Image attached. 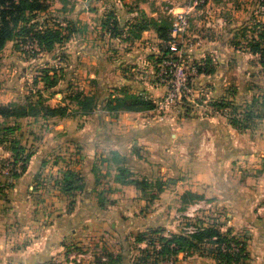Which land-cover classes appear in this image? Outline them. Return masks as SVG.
<instances>
[{
  "label": "crops",
  "instance_id": "crops-1",
  "mask_svg": "<svg viewBox=\"0 0 264 264\" xmlns=\"http://www.w3.org/2000/svg\"><path fill=\"white\" fill-rule=\"evenodd\" d=\"M91 3V10L88 5L80 8L72 20L92 29L91 69L83 64L86 57H79L77 69L80 78H91L95 84L93 112L70 106L67 117L0 119V164L15 159L14 143L33 153L27 170L17 178L0 168V264H136L147 248V242H136L139 233L151 229H164L165 236L181 233L185 195L211 198V203L226 209L234 235L252 233L249 262L264 264V215L259 217L258 210L264 202V120L240 130L227 118L201 116L197 109L183 115L180 106L162 119L154 110H108L109 99L123 97L120 89L152 102L162 98L167 89L152 80V69L175 54L166 50L153 25L138 37H129L143 19L160 23L157 11L143 5L139 16L125 11L118 0ZM108 7L125 18L122 26L127 25L128 37L123 41L117 36L105 43L99 37L102 27H95L96 18ZM14 44L7 43L3 52L8 54ZM217 44L201 40L182 52L190 61H212L215 72L196 78L199 87L201 81L207 82L210 94L214 88L215 94L226 88L233 72L225 68L231 57L216 53ZM79 45L85 53L84 44ZM105 47H111L109 57H103ZM10 53L13 56L0 59L5 65L0 72L3 106L21 105L32 80L27 70L32 61L18 57L15 48ZM46 61L44 57L40 62ZM63 96L54 93L49 106H66ZM9 127L14 131L7 132ZM113 153L120 156V164L113 161ZM121 169L127 171L126 177ZM69 171L81 178L77 184L81 190H64ZM71 201L74 206L69 210ZM186 255L180 254L177 264H216L209 258L184 259Z\"/></svg>",
  "mask_w": 264,
  "mask_h": 264
},
{
  "label": "rangeland",
  "instance_id": "rangeland-1",
  "mask_svg": "<svg viewBox=\"0 0 264 264\" xmlns=\"http://www.w3.org/2000/svg\"><path fill=\"white\" fill-rule=\"evenodd\" d=\"M91 1L92 0H46L45 5L48 7L47 11L38 14V18L32 19L31 21L32 23H35V21L38 22V29L39 27L46 29L48 27L54 28L57 26L65 29L72 21V17L79 13L80 8L85 10L87 5L90 10L93 8ZM195 1L196 0H118V5L123 6L126 9L125 11L132 13L137 12L139 16L141 15L139 9L143 5H146L150 10L158 12L161 22L170 27L171 31L176 23V15L182 12H189L194 6ZM110 7L106 8L102 16L96 18V23L98 24L95 27L98 25L102 27L99 30V32H101L99 37L103 42L108 43L113 37L117 39V36L120 37L118 39L123 41L128 37V32L126 33L125 31L127 25L122 26V22H125V18L121 15L115 16V12L112 11ZM213 11H215V13L212 15L211 12ZM139 16L135 17L138 18ZM113 18L118 19L113 20ZM189 21L191 26L188 35H186L185 38L179 39V42H177L181 52L191 50L193 47L191 44H195L197 41L207 40V42H212L216 40V42H218V46H215L216 49H218L216 53H224L226 57H231L227 65L228 67L225 68L229 69V71L233 70V72H231L228 77V85L226 88H222L218 94L214 93L216 90V88H214L211 91L212 95L207 91V82L201 81L203 87H199L200 84H198L196 78L202 74H198L192 82L194 94L189 99L185 100L183 105H179L181 109L185 110L183 115H185L186 112L192 113L197 109L201 112V116L203 114L221 116L227 118L229 121L237 119L241 122V127L238 128L240 130L249 129L252 124L258 123L257 120H264V66L260 63V56L254 55L251 52V48L258 34L264 31V6L257 0H207V5L205 7H197L191 10ZM76 27L79 29L80 33H70L71 29L64 30V39L67 35H70L71 38L56 45L52 52L42 53L39 51L25 53L23 50H25L29 41L21 40L20 44H18L20 45V50L16 49V44H14L8 49V54L3 51L0 53V59L1 57H7L6 55L9 54V57H11L13 53H10V50L15 48V50L20 53L18 57H24L27 62L32 61L30 65L27 66V70L32 74V80L29 82L30 84L23 94L22 104H32L35 109L39 111V107L49 106V101L52 100L51 98H53L54 93L57 92L64 95L63 101L69 108L70 106H79L74 101L77 92H81L83 94L82 97H88L90 101L94 98L95 103L97 96L93 94L94 91L92 90L93 85L95 86L94 82L88 77L80 78L78 76L80 75L78 73L79 68L77 69L79 65L81 66L79 57H86V61L84 60L83 64L87 66L88 71L91 69L90 63L93 61L91 58L93 57L92 50L95 47V43L92 40V29L89 24L85 26L78 21ZM191 27L193 28L191 29ZM196 34L198 37H195ZM79 35L83 37V42L79 40L81 39ZM82 43L84 44V48L87 49L85 53H82L81 50L83 49H81L79 45ZM184 43H186V45ZM109 49L111 50V47ZM110 50L106 47L102 49L101 52H103V57H109V52H112ZM113 51L118 52L120 50ZM211 53L212 52H207L206 54L208 56L211 55ZM122 55H124V52ZM44 57L47 61L41 63L40 61L43 60ZM110 57H112L111 54ZM34 60L35 62H33ZM204 60L190 61L185 59L186 62L197 63L196 65L202 68L206 67ZM34 65H38L37 69ZM4 66V63L0 61V72L4 69ZM139 69L141 70L143 68ZM152 71H154V68ZM214 72L215 71H213V73ZM152 74V80L156 81L157 85L162 86V83L158 81L154 72ZM212 74L208 73L204 75L209 76ZM48 78H53L54 80H49ZM52 81L56 82V87L54 88H51ZM163 97L157 99L154 103H159L162 101ZM58 99L61 100V97H58ZM221 104H225L224 106L226 107L221 108L219 106ZM74 109H72L73 112L75 111ZM80 111L79 109V112ZM170 111H168V113H161L163 111L156 112L158 118L162 119L164 115L170 114ZM247 114L251 115V119L244 120ZM40 116L43 117L41 113ZM13 161L14 160H12V162ZM6 164L7 163L4 165ZM263 206L264 202L259 206L258 210L261 212H258L260 213L259 217H262V214L264 215ZM180 211V234L194 231L200 227L207 228L218 226L224 233L230 230L233 237L242 241L246 245L247 253L250 256L248 246L252 239V233L241 231L234 235L233 230L229 228L231 221L228 216L229 212L226 209H222L221 206L211 203V198L206 199L204 196L185 195L182 199ZM194 256L197 258H193ZM187 258L196 260H199L198 258H209L212 259L214 263L219 264L212 256L203 257L197 252H193L186 257L184 256V259ZM150 261L148 263L153 264V258H151ZM178 262L179 257L172 263L162 261L156 264H177ZM248 264H251L249 260Z\"/></svg>",
  "mask_w": 264,
  "mask_h": 264
},
{
  "label": "trees",
  "instance_id": "trees-1",
  "mask_svg": "<svg viewBox=\"0 0 264 264\" xmlns=\"http://www.w3.org/2000/svg\"><path fill=\"white\" fill-rule=\"evenodd\" d=\"M46 0H0V53L3 51L7 43L15 42V48H20L21 40L32 42L36 40L40 47V51L52 52L56 45L69 40L71 37L67 35L64 39V30H70V33L79 34V29L76 27L77 22L71 21L67 27H48L43 29L38 27V22L32 23V19L38 18V14L45 13L48 7L45 5ZM264 6V0H257ZM31 21V22H30ZM153 25L157 30L159 39L164 42L169 41L170 27L166 26L162 22L153 23L146 19H143L134 29L130 31V36L136 38L139 34ZM49 26V25H48ZM20 50V49H19ZM251 52L254 55L260 56V63L264 66V31L260 32L254 42ZM206 64L205 68L198 66L199 74H212L214 69L209 59L204 60ZM54 80L53 78H48ZM56 87V82H51V88ZM121 94H124L122 98L109 99L106 108L111 111H128V112H142L148 110H155L156 104L151 100H146L144 97L138 94H125V90L120 89ZM81 92H77L74 101L79 105L80 110L85 114L93 112L94 98L90 101L88 97H82ZM225 104L219 105L221 108L226 107ZM39 111L35 109L34 105L24 104H9L0 105V119H20L26 117H37L43 115V117H67L70 113V108L67 106H58L51 108L50 106L39 107ZM251 119V115H245L244 120ZM231 123L239 128L241 122L237 119H233ZM7 132H13L12 127L5 129ZM12 147L14 152V164L18 161H23V173L27 170L29 161L33 156V153H26L25 150L18 146V143H14ZM112 159L115 163L120 164L121 159L118 154L113 153ZM5 162L0 164V168L4 167ZM122 175L126 177V170L121 169ZM22 173V174H23ZM21 174V175H22ZM21 175L13 173L12 177L17 178ZM81 178L79 175L69 171L64 178V190L66 192H72L75 190H81V186L77 185ZM137 185H141L140 182L132 181ZM1 190V189H0ZM162 188H159L161 191ZM100 206L104 207V200H102V194L99 197ZM74 206V201L69 204V210ZM164 229H151L144 233H139L136 236L137 243L147 242V248L141 251V257L136 264H150L148 263L153 258V264L158 262H170L171 258H178L180 254L190 255L191 253H199L203 257L212 256L219 264H248L249 254L247 253L246 245L231 235L230 230L223 233L218 226L212 227H200L194 233H182L179 235L165 236ZM235 246V247H234ZM238 248V249H237ZM238 250V251H237ZM151 262V261H150Z\"/></svg>",
  "mask_w": 264,
  "mask_h": 264
},
{
  "label": "built area",
  "instance_id": "built-area-1",
  "mask_svg": "<svg viewBox=\"0 0 264 264\" xmlns=\"http://www.w3.org/2000/svg\"><path fill=\"white\" fill-rule=\"evenodd\" d=\"M206 5L207 0H196L191 10L197 7H205ZM191 10L176 15V23L170 31L169 41L165 42L166 50L175 54L174 57L163 58L162 63L154 70V75H156L158 81L167 87V92L162 101L156 103L157 107L155 111H163L161 113L168 112L175 106L183 105L184 101L194 94L192 82L199 74L197 63L186 62L177 45L178 40L185 38L190 29L189 18ZM23 51L25 53L39 52L40 47L38 42L36 40L28 42ZM23 166L24 162L22 160L18 161L16 165L11 161L5 165L2 172L11 177L13 173L21 175L23 173ZM196 230L186 233H194ZM174 260L175 258H171L170 263Z\"/></svg>",
  "mask_w": 264,
  "mask_h": 264
}]
</instances>
